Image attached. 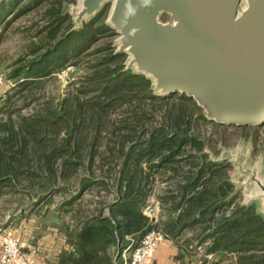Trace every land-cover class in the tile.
<instances>
[{"label": "trees", "instance_id": "trees-1", "mask_svg": "<svg viewBox=\"0 0 264 264\" xmlns=\"http://www.w3.org/2000/svg\"><path fill=\"white\" fill-rule=\"evenodd\" d=\"M40 6L44 9L45 20L36 32L38 40H33L32 45L34 51L41 47L43 50L11 73L18 81L22 79L21 86L34 81L39 84V80L68 63L84 62L81 60L83 52L96 33L90 27L96 19L101 18L103 23L104 17L99 12L93 22L80 29L74 28L65 0H1L0 39L9 16L18 17ZM110 47L106 48L107 55L87 63L85 80L76 92L64 95L60 110L50 108L49 115L44 117L40 114L20 117L18 127L1 138V208L7 209L5 204L13 201L22 203L26 196L32 198L36 192L42 199L55 193L54 189H60L61 184L66 185L67 178L82 158L81 131L91 126L97 132L88 153L93 163L98 135L108 114L113 108L125 107L124 141L131 137L139 140L128 147L124 142L120 149L112 151L121 159L117 175L116 169L107 167V172L117 180L115 198L104 204L100 201L97 212L76 226L67 225L65 237L69 247L60 252V264H115L108 250L114 245L121 253L136 245L151 228L161 229L167 235L164 238L178 245L177 264H224L229 256H234L230 260L234 264H264V214L254 202H235L234 184L228 175L231 165L211 160L204 152L209 138L194 128L214 121L205 116L203 108L190 96L179 95V92L155 94L149 77L125 68L128 54L110 51ZM175 97L174 108L165 109L158 123H149L158 106ZM63 124L67 136L62 138V143H47L45 133L51 128L58 133V126ZM247 126L251 125L237 127ZM167 173L173 186L156 195L161 208L156 221L144 214L143 206L153 187L151 177ZM93 177V172L88 175V178ZM106 179L103 176L102 180ZM60 180L65 182L59 183ZM19 191L22 194L16 197ZM78 195L62 202L58 209L74 205ZM105 206L108 214L102 211ZM28 214L25 210L19 211L21 220ZM14 216L10 212L4 231L7 232L14 222ZM186 231H192L200 244L210 241L207 253H213L216 258L203 257L198 262L184 258V252L189 251L188 245L192 246L193 242V238L191 241L186 238L183 243L179 241ZM22 253L27 252L22 249Z\"/></svg>", "mask_w": 264, "mask_h": 264}, {"label": "rangeland", "instance_id": "rangeland-1", "mask_svg": "<svg viewBox=\"0 0 264 264\" xmlns=\"http://www.w3.org/2000/svg\"><path fill=\"white\" fill-rule=\"evenodd\" d=\"M113 1L104 3L96 13L78 17L82 8V0H65L68 11L74 21V28L80 29L88 22H93L92 19L99 12L102 14L101 17H104L103 23L101 18L96 19L92 23V27H90L96 30V33L93 35V40L90 39L88 41L90 43L83 52L81 60H84V62L80 61L77 64L68 63L64 68L39 80V84L36 83L37 81H34L28 86H21L20 81L22 79L18 81V78L12 77L11 73L15 68L24 66L34 59L36 54L43 50L41 47L37 51H34L32 41L38 40L36 32L38 29H41L44 23V9L40 6L39 8L30 9L21 16H9L7 18L9 22H7L8 25L4 28V36L0 39V141L11 130L18 127L20 117H34L38 116V114L44 117L49 115L47 111L50 108L60 110V100L63 99L64 95L67 92H76L81 86V81L85 80V75L88 73L87 63L90 60L96 61L100 57L107 55L108 50L106 48L108 46H111L110 51H125L120 50L121 35L114 29L113 23L110 20V14L116 0ZM160 20L163 22L171 21L170 14L166 12L162 13ZM100 25H107L110 29L108 27H100ZM125 52L128 54L125 68L134 73H139L140 69L138 65L130 63V54L127 51ZM149 78L152 80L155 94L162 96L159 94L160 90L156 86V79L153 77ZM178 94L180 95L181 93ZM175 101L176 97L170 101H166L165 104L161 103V106H158V111L151 117V122L149 123H158L165 109L174 108ZM125 111V107H118L116 109L113 108L108 114L104 127L100 135H98L97 151L93 163L89 159L88 153L92 149V142L96 139L97 132L93 127L87 126L81 131V138L83 140L82 144H80L82 161H78L79 163L75 165V171L67 178L66 185L63 186L61 184L59 186L60 189H54L55 193L53 192L51 195L47 194L42 199V195H38V192H36L32 198L26 196L22 203H18L17 201L6 203L7 209L1 208L0 205V223H5L6 226L7 221L5 219L9 211L15 215L14 222H19L21 220L19 211L25 210L29 214L24 217L23 229L20 231L21 241L36 245V242L42 240V236H49L53 232H57L54 238L55 242H60L63 248H68L69 245L65 237L67 225L76 226V223L82 222L84 218L97 212L101 206L100 201L104 204V202H111L115 198L114 187L117 180H115V177L110 172H107V167L116 169L115 175L118 174L121 165L120 155L112 151L120 149L125 142L124 132L126 131L122 127V118L127 115ZM64 128L65 125L63 124L58 126L60 131L58 133L52 128L47 131L45 133L46 142L53 145L62 143V138L67 136V131ZM194 128H197L203 137L207 136L209 138V141L204 146V152L208 153L209 158L217 162L226 161L231 165L228 168V175L229 180L234 184L232 192L234 191L235 193V202L241 204L254 202L258 210L264 214V124L237 127L214 121L201 123L194 126ZM133 138L136 137H131L129 141L125 142L126 147L139 140V138ZM92 172L94 173V177L88 178V175ZM168 174L151 177L153 187L143 206L144 214L156 221L161 211V208L157 204L158 198L156 195L169 188L170 185L173 186V183L167 179ZM103 176L107 179L102 180ZM58 182L63 183L65 181L60 180ZM16 194L15 196L19 197L22 193L19 191ZM78 194L80 197H77L74 205H67L64 208L58 209V206L62 202ZM38 200L39 202H36ZM4 203L5 201H3ZM32 203H34L33 206ZM32 207H34L33 210H31ZM102 211L106 214L109 212L106 206ZM16 230L18 233L19 228ZM6 233H10L20 243L19 239L15 237L16 232H14V235L12 234V230L8 228ZM60 234L63 236L64 241L61 238L60 241L58 240L61 237ZM186 238H193V242L192 246L188 245L189 251L184 252V258L198 262V259L205 258L210 254L207 253V245H209L210 241L200 244L192 231L183 233L179 241L183 243V240ZM131 247L123 249L120 253V249L113 245L108 250L110 252L109 256L115 264H124L125 258H127L132 249ZM171 258L173 257L171 256ZM213 258L216 257L214 256ZM229 258H225L224 264L232 263H230V260L234 256H229ZM147 264L155 263L148 261Z\"/></svg>", "mask_w": 264, "mask_h": 264}, {"label": "water", "instance_id": "water-1", "mask_svg": "<svg viewBox=\"0 0 264 264\" xmlns=\"http://www.w3.org/2000/svg\"><path fill=\"white\" fill-rule=\"evenodd\" d=\"M111 1L82 0L78 17ZM241 1L116 0L110 20L120 50L156 79L159 94L190 96L220 124H263L264 0L246 9ZM164 12L171 21L160 20Z\"/></svg>", "mask_w": 264, "mask_h": 264}, {"label": "crops", "instance_id": "crops-1", "mask_svg": "<svg viewBox=\"0 0 264 264\" xmlns=\"http://www.w3.org/2000/svg\"><path fill=\"white\" fill-rule=\"evenodd\" d=\"M9 218H10V211L7 213L5 220L7 221ZM12 220L15 221V218H13ZM24 221L25 219H22L19 222H13L9 226V229L12 230V234L16 232L15 237L19 239L22 249H24L27 252L26 254L30 256L31 264H60L61 258H59V254L63 247H62V244L60 245V242H55L54 240L57 232H53L49 236L48 235L42 236V240L40 242H36V245H31L29 244V242L25 243L20 240L21 239L20 231L23 229ZM1 224L4 229L5 223L1 222ZM17 228H19L18 233L16 230ZM60 238L61 240H63L62 235L61 237L58 238L59 241H60ZM176 253H177V248L173 244L172 240L161 238L158 242L157 250L151 256L149 261L155 264H177V261L174 258ZM171 256L173 258H171Z\"/></svg>", "mask_w": 264, "mask_h": 264}, {"label": "built area", "instance_id": "built-area-1", "mask_svg": "<svg viewBox=\"0 0 264 264\" xmlns=\"http://www.w3.org/2000/svg\"><path fill=\"white\" fill-rule=\"evenodd\" d=\"M167 235L159 228L147 230L139 242L132 247L124 264H146L149 257L157 250L158 242ZM208 260L213 259L214 254L207 256ZM0 264H31L26 254L22 253L21 244L11 235L5 233L0 223Z\"/></svg>", "mask_w": 264, "mask_h": 264}, {"label": "bare ground", "instance_id": "bare-ground-1", "mask_svg": "<svg viewBox=\"0 0 264 264\" xmlns=\"http://www.w3.org/2000/svg\"><path fill=\"white\" fill-rule=\"evenodd\" d=\"M113 1V0H112ZM248 1L249 0H242L241 1V7L240 8H242V9H246L247 8V6H248ZM114 2V1H113Z\"/></svg>", "mask_w": 264, "mask_h": 264}]
</instances>
